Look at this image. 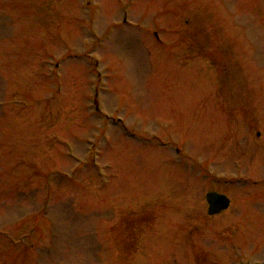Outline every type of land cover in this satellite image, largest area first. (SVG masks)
Returning a JSON list of instances; mask_svg holds the SVG:
<instances>
[{
	"label": "rangeland",
	"instance_id": "obj_1",
	"mask_svg": "<svg viewBox=\"0 0 264 264\" xmlns=\"http://www.w3.org/2000/svg\"><path fill=\"white\" fill-rule=\"evenodd\" d=\"M184 142L236 208L254 196L236 177L264 170V0H0V264H225L224 217L215 254L213 223L205 254L178 238L205 210L175 217ZM255 202L230 241L262 262Z\"/></svg>",
	"mask_w": 264,
	"mask_h": 264
},
{
	"label": "water",
	"instance_id": "obj_2",
	"mask_svg": "<svg viewBox=\"0 0 264 264\" xmlns=\"http://www.w3.org/2000/svg\"><path fill=\"white\" fill-rule=\"evenodd\" d=\"M218 202H225V201H222V199H221V200H219Z\"/></svg>",
	"mask_w": 264,
	"mask_h": 264
}]
</instances>
